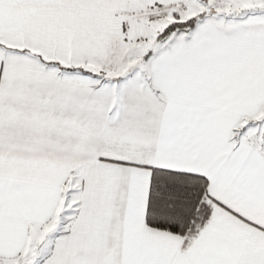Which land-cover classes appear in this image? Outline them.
Returning a JSON list of instances; mask_svg holds the SVG:
<instances>
[{
    "label": "snow or ice",
    "instance_id": "snow-or-ice-1",
    "mask_svg": "<svg viewBox=\"0 0 264 264\" xmlns=\"http://www.w3.org/2000/svg\"><path fill=\"white\" fill-rule=\"evenodd\" d=\"M0 264H264V0H0Z\"/></svg>",
    "mask_w": 264,
    "mask_h": 264
}]
</instances>
